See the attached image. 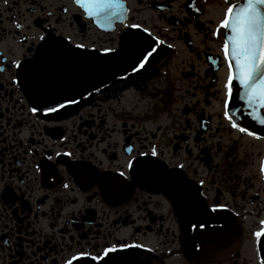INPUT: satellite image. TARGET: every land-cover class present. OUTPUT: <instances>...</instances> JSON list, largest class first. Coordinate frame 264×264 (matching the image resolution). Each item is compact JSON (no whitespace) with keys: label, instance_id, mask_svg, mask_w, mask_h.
I'll use <instances>...</instances> for the list:
<instances>
[{"label":"flooded vegetation","instance_id":"flooded-vegetation-1","mask_svg":"<svg viewBox=\"0 0 264 264\" xmlns=\"http://www.w3.org/2000/svg\"><path fill=\"white\" fill-rule=\"evenodd\" d=\"M122 3L123 15L98 23L75 0H0V264H65L80 252L90 255L72 264H238L258 240L264 138L223 114L230 68L217 28L237 0ZM53 38L105 63L117 56L122 74L46 112L22 73ZM153 146L161 167L123 181L127 160Z\"/></svg>","mask_w":264,"mask_h":264},{"label":"snow or ice","instance_id":"snow-or-ice-1","mask_svg":"<svg viewBox=\"0 0 264 264\" xmlns=\"http://www.w3.org/2000/svg\"><path fill=\"white\" fill-rule=\"evenodd\" d=\"M75 3L84 9L88 17L95 18L98 23H100L101 18L106 22H111L114 18H119L123 15L124 12L122 0H75ZM100 26L103 27L104 25L101 24ZM131 27H138V25H131ZM220 28H223L228 33L222 47L230 68L229 75L224 84L225 110L223 114L232 123V127L250 136H255L256 133L249 131L246 127H242L236 121L234 112H239L240 110L231 109L230 102L233 98V81L235 80L238 82L241 90L240 99L251 109L249 115L254 120L264 124V115L260 112L261 109H264V0H242V2L241 0H237V3L229 4L224 11L223 19L219 21L217 33ZM144 31L147 32L148 29H144ZM39 39L44 41V35H41ZM51 42L54 45L57 43L55 38ZM76 47L84 48L85 45L80 44ZM156 51L155 47L145 50L132 66V71L139 72L145 69ZM103 52L106 54H116L117 49L104 48ZM15 64L17 67H20L19 61H16ZM233 68L235 69L234 74L232 72ZM75 102L74 100H69L65 103ZM64 106L65 104H58L56 107H48L45 111L56 112ZM31 111L35 113L38 109L33 107ZM56 155L60 156L61 153H56ZM67 155H71V153H67ZM139 156L144 157V159L132 157L127 160V171L119 173V177L123 181L138 179L143 173L161 167L159 164L160 153L155 146L151 148L150 152L139 153ZM48 159L51 160L52 157H48ZM55 163H59V161ZM65 163L67 162L65 161ZM180 167L183 166L181 165ZM261 172H264V164L261 166ZM200 183L202 184L203 181ZM64 187H68V185H64ZM223 207L225 206L216 204L212 205L210 210L216 212ZM261 225H264V221H261ZM191 227L194 230L204 229L206 223H196L191 225ZM253 235L259 240L264 236V227L255 231ZM129 247H141V245H119L120 249ZM197 247L199 246L197 245ZM117 250L118 247L115 245L105 248L103 256H107L109 253L116 252ZM89 255L90 253L80 252L77 256L72 257L71 260L66 261L65 264H72L73 260ZM93 259L99 260L102 259V256H95ZM261 264H264V260H262Z\"/></svg>","mask_w":264,"mask_h":264},{"label":"water","instance_id":"water-1","mask_svg":"<svg viewBox=\"0 0 264 264\" xmlns=\"http://www.w3.org/2000/svg\"><path fill=\"white\" fill-rule=\"evenodd\" d=\"M226 35H228V33H226ZM90 69H88L84 75L86 77H88V74H90L91 77V86H93L95 83H99V77H100V73L101 76H103V74L105 73V77L106 79L109 78L112 73L115 74V70L111 69L110 67L113 66V62L108 64L109 67H107L104 71L103 69L100 70L99 67V62L97 60L96 56H90ZM38 61H42V59H38ZM34 67H36V63L34 64ZM114 70V71H113ZM235 72V69L233 68V73ZM83 73V72H82ZM35 74V72H34ZM44 75H48V73L43 72ZM61 85H59L60 87ZM233 98L231 99V106L234 109H239V112L237 113V116L239 118V123L250 129L251 131L260 134L262 136H264V124L259 123L258 121L254 120L252 118V116L249 115V113L251 112V109L244 103V101H242L240 99V94H241V90L239 87L238 82H236L235 80L233 81ZM261 114L264 115V109L260 110Z\"/></svg>","mask_w":264,"mask_h":264},{"label":"rangeland","instance_id":"rangeland-1","mask_svg":"<svg viewBox=\"0 0 264 264\" xmlns=\"http://www.w3.org/2000/svg\"><path fill=\"white\" fill-rule=\"evenodd\" d=\"M250 248H251L250 245H248V243H246L244 248L241 250L240 255L238 257H236L238 264H244L245 262H247L248 264H256L255 261L254 262L249 261L253 257L250 254L251 253Z\"/></svg>","mask_w":264,"mask_h":264}]
</instances>
